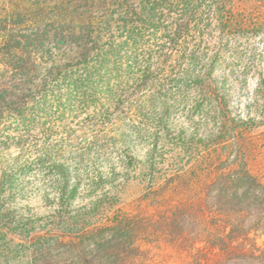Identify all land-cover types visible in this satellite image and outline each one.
<instances>
[{
	"label": "rangeland",
	"instance_id": "obj_1",
	"mask_svg": "<svg viewBox=\"0 0 264 264\" xmlns=\"http://www.w3.org/2000/svg\"><path fill=\"white\" fill-rule=\"evenodd\" d=\"M9 1L0 0V13ZM77 4L85 7L74 9ZM146 9L152 11L147 21ZM34 12L30 8V13ZM61 12L78 29L90 22L94 24L90 61L99 54L105 55L119 39L125 40L129 33L119 28L122 20H127L129 26H139L138 40L130 39L112 62L117 60L121 64L133 58L132 65L137 68L141 65L145 71L141 77L135 68L125 74V83L110 114H68L65 129H54L42 119L36 125H28L27 132L19 133L23 136L21 144L26 148L41 152L48 145L52 157L79 162L89 176L82 182L84 191L80 189L70 206L61 203L58 197L55 188L60 177L49 159L34 164L32 169L36 174L17 180L14 191H3L0 194V226H4L0 234V264L71 261L74 249L65 245L67 239L63 238H81V235L69 233L64 221L72 215L92 216L89 230L97 231L100 211L87 203L103 194L97 186H105L104 191H108L112 183L119 188L118 195L110 192L108 196L113 198L114 212L121 216L131 214L135 219L133 237L143 250L137 264H186L190 258L183 243L189 244L192 239L183 242L169 233L166 224L157 219L156 208L173 201L179 180L182 182L202 171L196 167L198 161L183 157L177 162L165 155V159L158 158L159 163L146 170L147 179L141 182L135 166L147 160V153L156 142L159 150H163L161 143L165 138L164 130L153 124L155 117L148 104L169 91L175 92L179 103L173 108L172 117L185 122L189 135L200 136L205 130H217L220 121L216 100L206 92L212 82L208 72L215 67L218 76H221L220 70L233 76L229 82L231 116H245L252 92L264 72V0H68ZM106 19L112 22L110 31L103 24ZM42 77L36 80L37 84ZM6 123L9 126L11 122ZM4 126L0 125V140H5L9 133L1 130ZM258 129L252 135H245V144L253 149L249 155L251 163L264 174V132ZM17 132L11 131L8 139L13 141ZM128 146L136 150L138 162L130 160ZM91 150L92 155L103 160L100 164L106 169L115 167L113 176L93 180L95 166L83 162ZM36 156L34 153L31 159ZM7 159V162L0 159V172L14 161L12 156ZM180 164L184 173L178 178L174 174L180 172ZM125 166L132 169L128 180L121 173ZM154 179L160 185H153ZM91 183L95 187L89 189ZM37 238L50 240L40 244ZM256 239L259 245H264L263 235ZM36 248L42 249L36 252Z\"/></svg>",
	"mask_w": 264,
	"mask_h": 264
},
{
	"label": "trees",
	"instance_id": "obj_2",
	"mask_svg": "<svg viewBox=\"0 0 264 264\" xmlns=\"http://www.w3.org/2000/svg\"><path fill=\"white\" fill-rule=\"evenodd\" d=\"M66 2L68 0H10L0 13V125L11 122L1 129L9 133L5 140H0V159L7 162L9 156L14 158L0 172V194L14 191L17 180L36 174L32 169L34 164L49 159L60 177L55 188L58 197L61 203L70 206L80 189L84 191L82 182L89 173L79 162L52 157L48 145L43 146L41 152H33L21 144L23 136L19 133L27 132L28 125H36L42 119L54 129H65L68 114H110L125 83V74L135 68V73L141 77L145 70L141 65L138 68L132 65L133 58L121 64L117 60L112 62L130 39L138 40L139 26H129L127 20H122L119 28L129 33L125 40L119 39L105 55L99 54L90 61L94 24L90 22L78 29L73 20H68L61 12ZM83 5H74V9L85 7ZM30 8L35 12L30 13ZM144 13L146 21L151 18L152 11L146 9ZM103 24L111 30L110 19ZM220 71L221 76L215 67L208 72L212 82L206 91L216 100V115L220 121L217 130H205L200 136L189 135L185 122L172 117V110L179 103L175 92L169 91L158 100H150L148 108L155 117L153 124L165 133L161 143L163 150H159L156 142L148 151L147 160L136 165L134 171L142 182L147 179L146 170L157 165L158 158L165 159V155L177 162L185 157L198 161L196 167H200L202 173L190 175L182 182L179 180L173 201L156 208L157 219L166 224L169 233L182 238L183 242L192 239L189 244L183 243L190 258L186 264L244 261L264 264V245H259L256 239L264 236V174L251 163L249 155L253 149L245 144L248 133L252 135L258 128L264 132V72L252 92L247 114L232 117L229 82L233 76ZM42 75L41 83L37 84L36 80ZM16 130L18 134L10 141V132ZM126 151L132 163L140 160L134 148L128 146ZM34 153L37 156L31 159ZM88 153L83 162L95 166L93 180L116 173L115 167L106 169L101 165L103 160L92 155V150ZM179 167L178 170L183 169L181 164ZM121 171L126 180L132 175L129 166ZM183 171L174 175L181 178ZM152 184L158 186L160 181L154 179ZM94 185L89 184V189ZM97 187L103 194L97 199L91 198L87 204L100 211L99 227L97 231L89 230L92 216L67 217L64 223L69 233L77 234L76 237L80 234L81 238H63L67 239L64 244L74 249L75 256L61 264H137L143 250L133 237L135 219L131 214H116L113 198L108 197L110 192L118 195V186L112 183L108 191H104L105 186ZM1 211L0 206V214ZM3 232L4 226H0V234ZM83 235L89 238H82ZM37 240L41 244L50 238ZM39 249L36 248V252Z\"/></svg>",
	"mask_w": 264,
	"mask_h": 264
}]
</instances>
